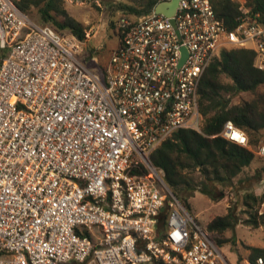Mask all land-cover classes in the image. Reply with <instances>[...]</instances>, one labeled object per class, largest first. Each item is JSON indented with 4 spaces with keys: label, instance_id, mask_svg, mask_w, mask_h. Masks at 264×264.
<instances>
[{
    "label": "built area",
    "instance_id": "2783aa9c",
    "mask_svg": "<svg viewBox=\"0 0 264 264\" xmlns=\"http://www.w3.org/2000/svg\"><path fill=\"white\" fill-rule=\"evenodd\" d=\"M21 1L0 0V264H229L151 156L202 134V78L223 51L252 49L264 70V24L241 8L230 29L210 0H180L170 18L157 8L172 0H148L114 21L99 75L80 60L85 40ZM217 136L251 149L231 121Z\"/></svg>",
    "mask_w": 264,
    "mask_h": 264
},
{
    "label": "trees",
    "instance_id": "16d2710c",
    "mask_svg": "<svg viewBox=\"0 0 264 264\" xmlns=\"http://www.w3.org/2000/svg\"><path fill=\"white\" fill-rule=\"evenodd\" d=\"M210 1L218 18L228 28H236L243 16L240 3L236 0ZM63 4L64 0H25L19 2L18 6L31 18V9H37L41 17V22H37L49 25L60 33H70L81 41L86 40V27L70 16ZM246 5L248 14L258 17L264 24V0H246ZM152 7V2L148 0L118 5L126 16H144ZM113 25L114 21L111 23ZM255 58L256 52L252 49L235 47L223 51L202 78V134L194 130L179 131L151 156L152 163L163 171L166 184L187 209H190L188 197L196 191L213 202H220L225 197L224 188L231 186L234 179L256 158L249 148L217 136L224 125L231 121L248 138L251 136V147L257 142L254 135L264 130V91L261 90L264 87V70L255 66ZM243 93L251 94L252 99L231 105V100ZM263 202L264 194L257 197L248 193L245 197L244 204L249 214L245 223L253 229L264 226V214L259 215L254 207ZM240 222L236 208L230 207L225 215L212 219L207 230L214 236L219 248L228 243L234 245V238L222 240L220 237L227 231H235ZM250 250L249 261L264 257V249Z\"/></svg>",
    "mask_w": 264,
    "mask_h": 264
},
{
    "label": "rangeland",
    "instance_id": "374dc122",
    "mask_svg": "<svg viewBox=\"0 0 264 264\" xmlns=\"http://www.w3.org/2000/svg\"><path fill=\"white\" fill-rule=\"evenodd\" d=\"M134 0H64V8L70 16L82 23L86 31V40L83 44V53L80 55L82 63L94 73L102 75L104 66L107 64L111 52L117 48L119 38L113 31L111 23L118 20L125 11L118 8L120 3L132 5ZM241 8L248 9L246 0H236ZM32 18L41 22L37 9H31ZM66 33V32H65ZM252 47L253 44H250ZM97 50L98 53L91 59L90 53ZM97 59V61H95ZM264 91V87L261 89ZM252 95L243 93L231 100V105L251 100ZM257 140L251 146L255 153L252 165L237 176L232 185L224 188L225 197L220 202L211 201L206 195L196 191L188 197L190 215L204 228L212 219L225 215L230 207L236 208V213L241 222L235 231H227L220 239H235V244L228 243L219 248L229 264H245L249 261L250 248L264 249V226L253 229L245 221L249 218L248 208L245 206V197L254 194L262 197L264 194V156L258 151L264 146V130L256 133ZM251 140V136L249 138ZM198 176V175H197ZM221 189V188H220ZM219 189V190H220ZM259 215L264 214V202L257 206Z\"/></svg>",
    "mask_w": 264,
    "mask_h": 264
},
{
    "label": "water",
    "instance_id": "95a60500",
    "mask_svg": "<svg viewBox=\"0 0 264 264\" xmlns=\"http://www.w3.org/2000/svg\"><path fill=\"white\" fill-rule=\"evenodd\" d=\"M180 0H172L171 3L167 4V5H162L160 7L157 8V13H161L164 14L167 17L173 18L175 15V11L178 7ZM173 24H175V22L173 21ZM183 51V57L181 60V65L185 62L186 58L188 57V52L185 48L182 49Z\"/></svg>",
    "mask_w": 264,
    "mask_h": 264
}]
</instances>
